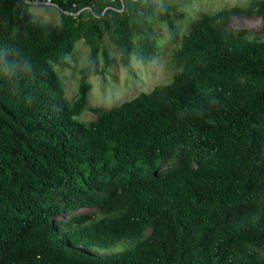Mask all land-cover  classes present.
<instances>
[{"label":"trees","instance_id":"trees-1","mask_svg":"<svg viewBox=\"0 0 264 264\" xmlns=\"http://www.w3.org/2000/svg\"><path fill=\"white\" fill-rule=\"evenodd\" d=\"M34 1L0 0V264H264V38L225 27L256 14L264 28V0L201 14L171 83L87 124L104 38L145 64L176 7L49 0V25ZM79 40L90 61L69 102L55 66Z\"/></svg>","mask_w":264,"mask_h":264},{"label":"rangeland","instance_id":"rangeland-1","mask_svg":"<svg viewBox=\"0 0 264 264\" xmlns=\"http://www.w3.org/2000/svg\"><path fill=\"white\" fill-rule=\"evenodd\" d=\"M236 0H160V3L174 5L176 10L172 14L173 30L167 25L157 28V46L151 60L142 64L135 55L131 56L129 64L123 66L117 48L111 43L108 36L103 40V48L110 61L105 66L104 56L97 55L99 73L89 78L91 84L87 98V106L82 113L75 118L76 121L87 124L94 121L96 114L91 108L109 110L124 102L135 98L140 93H148L158 85L171 83L174 72L177 70L172 55L179 48L182 37L190 30L191 24L201 14H214L235 5ZM29 11L42 23L57 25L60 11L54 5L42 1H34L28 4ZM226 28L244 30L251 37L264 38V28L261 18L256 15H234ZM90 61L89 47L79 40L72 52L64 57L66 68L55 66V70L63 84L65 99L72 102L77 97L79 83V69ZM172 163H166L165 167ZM93 210L81 209L57 219L64 222L69 217L91 213Z\"/></svg>","mask_w":264,"mask_h":264},{"label":"built area","instance_id":"built-area-1","mask_svg":"<svg viewBox=\"0 0 264 264\" xmlns=\"http://www.w3.org/2000/svg\"><path fill=\"white\" fill-rule=\"evenodd\" d=\"M42 2H46V4L53 5L49 0H41ZM54 6V5H53Z\"/></svg>","mask_w":264,"mask_h":264}]
</instances>
